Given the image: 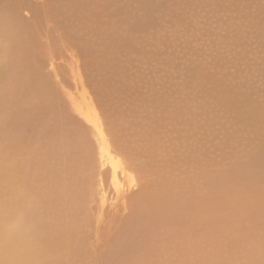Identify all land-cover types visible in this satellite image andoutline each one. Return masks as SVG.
<instances>
[{
  "label": "rangeland",
  "instance_id": "obj_1",
  "mask_svg": "<svg viewBox=\"0 0 264 264\" xmlns=\"http://www.w3.org/2000/svg\"><path fill=\"white\" fill-rule=\"evenodd\" d=\"M0 33V189L65 164L49 264H264V0H0Z\"/></svg>",
  "mask_w": 264,
  "mask_h": 264
},
{
  "label": "bare ground",
  "instance_id": "obj_2",
  "mask_svg": "<svg viewBox=\"0 0 264 264\" xmlns=\"http://www.w3.org/2000/svg\"><path fill=\"white\" fill-rule=\"evenodd\" d=\"M18 37H19V35H17V34H14V36H13V38L16 39L17 44H19ZM4 45H5V42L3 41V33H0V68H2L0 70V74H3L5 77H7V84L5 87V91L12 93L18 87V84H17L18 78H21V85L25 86V84L23 82V81H25L24 80L25 77L21 76V73H20L21 67L25 63L23 62V60L22 61L19 60V62L16 64V66L12 70L11 66L13 63H9L8 60H6L7 58H5V55H4V53H6V52L3 51L5 48ZM27 68H25V69L27 70ZM30 75H31V73H30ZM15 82H16V85L13 84ZM37 82L39 83V81H37ZM22 99H24V98H22ZM20 105L27 107L28 104H27V102H24V104H19L16 100H13L11 102V108L12 109L13 108L18 109V107ZM95 111L96 110H94L93 114L97 113V117H95V119H96V118H98V112L97 111L95 112ZM81 114H82V112H81ZM89 114H87V115H89ZM82 115H84V114H82ZM87 115H85L84 117L87 118L88 117ZM90 117L91 116H89L88 118L91 121ZM91 122H93V121H91ZM100 122H101V119H100ZM93 124L95 125V123H93ZM98 126H97V129H99ZM100 126H102V125L100 124ZM101 128L103 129V127H101ZM101 128H100V130H101ZM44 130H46V128L42 127L41 130L38 132L36 141L43 140ZM100 130H99V133L102 134V132L104 130L103 131L101 130L102 132ZM69 142H71V141H68V143ZM8 145L10 146L11 144L10 143L5 144V147L2 150H0V186L4 183V180L13 181L19 177V174L14 173L11 170L12 164H14V162H16V161H13L14 150H13V148L7 147ZM69 145L71 146V144H69ZM81 145H82V142H81ZM81 145L79 144L77 146V148H79V146L81 148ZM90 150H91V148H90ZM82 154H81V157H82ZM59 156H61L60 153L58 156L56 155V156H53L52 158H49L50 162H54L56 169H58L57 165H60V169H61V170L59 169L60 171H58V172H60L59 173L60 177H58L59 176L58 175L56 180L54 181V183L52 180L47 179V178H45L43 180V183H40V182L32 180V179H29V181H27L29 174H31L34 171V165L29 164L27 161L23 160V161H21L22 166L23 167L28 166V174L23 175V179H24L23 188L11 187L8 190L4 189V188L0 189V194H3V195H0V205L6 204V203L9 204L5 216H3L0 219V264H49L50 260H49V262H47V258H48L50 251L47 252V250L44 247H42V244H43V242H45V243L51 242L52 238L50 236L46 237V236H48V234H44L43 232L41 234L42 229L47 226L46 221L44 222L43 218L41 216V212L43 210V209H41V207L45 204V202L46 203L50 202L49 196H47L46 191H49L51 189V187H52L51 184L52 185L55 184L58 187V188L56 187L57 190L54 189V191H56V192H54L55 196H57V194L59 193V190L63 191L62 188H66V187L68 188V184L66 183V177H65V174H66V171L64 169L65 164H62V162H59V158H58ZM83 161H82V163H83ZM123 171H124V169H123ZM36 190H40L41 192L45 191V194L44 195H42L43 193L37 194L35 192ZM10 193H16V195L12 201L8 198ZM60 196H64V198H65L64 194L63 195L61 194ZM147 196L148 195L146 194V196L143 198V201L146 199ZM58 198H59V196H58ZM63 204H64V202L62 203V205ZM22 207L25 209V211L29 212V214L31 215V216H29V218H31V221H32L31 228L29 227V221L20 216ZM61 208H63V206L60 205L57 208V210H59L61 212V210H62ZM53 212L54 211H52V213ZM46 213H47V211H46ZM67 217H68V215H67ZM49 221L50 220H48L47 223ZM118 221H119L118 217H114L113 223H117ZM57 226H59V225H57ZM206 235L207 234L203 235L202 237L200 236V238H199V239H201L200 243L206 242ZM64 238H66V236ZM199 239L197 238L195 240L197 241ZM72 240H74V239H72ZM191 241L192 242L194 241L193 238L191 239ZM69 242L72 243V241H69ZM199 250L203 251V250H205V247H201ZM185 251H188V250H185ZM202 251H199V257H200L199 259H200L201 263H199L198 261H196V263L205 264V261L202 257ZM157 264H162V262L159 261V262H157Z\"/></svg>",
  "mask_w": 264,
  "mask_h": 264
}]
</instances>
